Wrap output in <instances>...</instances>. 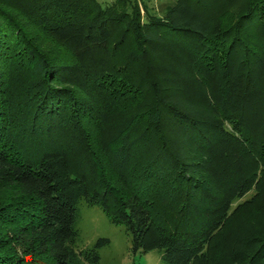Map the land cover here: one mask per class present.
Returning <instances> with one entry per match:
<instances>
[{
  "label": "trees",
  "instance_id": "1",
  "mask_svg": "<svg viewBox=\"0 0 264 264\" xmlns=\"http://www.w3.org/2000/svg\"><path fill=\"white\" fill-rule=\"evenodd\" d=\"M142 9L0 0V264H103L80 202L164 264H264V0Z\"/></svg>",
  "mask_w": 264,
  "mask_h": 264
},
{
  "label": "rangeland",
  "instance_id": "2",
  "mask_svg": "<svg viewBox=\"0 0 264 264\" xmlns=\"http://www.w3.org/2000/svg\"><path fill=\"white\" fill-rule=\"evenodd\" d=\"M101 6L111 3L113 0H95ZM172 0H138L140 13L142 5L148 6L156 14L162 13L166 5ZM249 194L244 195L248 197ZM73 228L77 232L75 246L77 248L91 247L98 238H106L108 242L98 249L99 260L103 264H164L157 250L146 253L133 251L130 237L123 227L109 221L105 213L98 206H89L80 202L76 206ZM77 264H88L79 259Z\"/></svg>",
  "mask_w": 264,
  "mask_h": 264
}]
</instances>
